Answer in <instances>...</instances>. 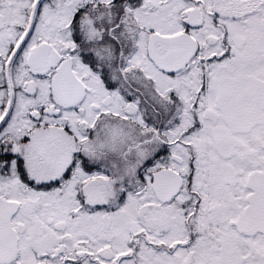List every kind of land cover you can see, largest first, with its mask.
<instances>
[{
	"label": "snow or ice",
	"instance_id": "snow-or-ice-1",
	"mask_svg": "<svg viewBox=\"0 0 264 264\" xmlns=\"http://www.w3.org/2000/svg\"><path fill=\"white\" fill-rule=\"evenodd\" d=\"M0 264H264V0H0Z\"/></svg>",
	"mask_w": 264,
	"mask_h": 264
}]
</instances>
